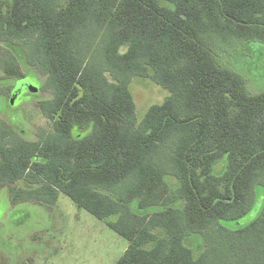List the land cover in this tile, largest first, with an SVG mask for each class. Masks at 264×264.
Masks as SVG:
<instances>
[{
	"label": "trees",
	"instance_id": "1",
	"mask_svg": "<svg viewBox=\"0 0 264 264\" xmlns=\"http://www.w3.org/2000/svg\"><path fill=\"white\" fill-rule=\"evenodd\" d=\"M251 43L264 0H0V97L24 68L51 96L36 140L0 132V186L14 204L67 195L129 241L115 264H264V204L240 224L264 192ZM136 78L169 92L141 120Z\"/></svg>",
	"mask_w": 264,
	"mask_h": 264
},
{
	"label": "rangeland",
	"instance_id": "2",
	"mask_svg": "<svg viewBox=\"0 0 264 264\" xmlns=\"http://www.w3.org/2000/svg\"><path fill=\"white\" fill-rule=\"evenodd\" d=\"M250 46L252 53L244 57L246 62L239 63L238 68L248 78L250 90L259 93L264 91V44L251 43ZM228 60L231 65L236 64L232 58ZM24 71L28 76L26 79L3 80L2 87L14 86V92L17 87L23 88L32 83L41 88L42 77H38L32 69L24 68ZM131 92L140 120L151 106L162 104L169 96V92L151 78H136ZM30 94L25 90L16 98L12 94L6 100L4 96L0 97V110H7L0 113V125H13L14 120L24 137L36 140L41 130L50 128V122L40 112L38 103L51 96L46 92ZM225 162L216 168V173L223 172ZM19 186L24 187L22 184ZM258 195L259 202L240 223L241 226L259 216L264 192L259 190ZM187 245L198 256L203 238L195 235L189 238ZM128 248L126 238L117 234L106 222L77 206L65 194H60L52 207L38 202L14 204L11 187L0 186V264H115Z\"/></svg>",
	"mask_w": 264,
	"mask_h": 264
},
{
	"label": "water",
	"instance_id": "3",
	"mask_svg": "<svg viewBox=\"0 0 264 264\" xmlns=\"http://www.w3.org/2000/svg\"><path fill=\"white\" fill-rule=\"evenodd\" d=\"M26 89H28L29 92L32 93V94H38V93H39V89H38L37 87H35V86L32 85L31 83H28V84H26L25 86H23V88L17 87V88L14 90L12 96H13L14 98L19 97V96H20V95H21Z\"/></svg>",
	"mask_w": 264,
	"mask_h": 264
},
{
	"label": "flooded vegetation",
	"instance_id": "4",
	"mask_svg": "<svg viewBox=\"0 0 264 264\" xmlns=\"http://www.w3.org/2000/svg\"><path fill=\"white\" fill-rule=\"evenodd\" d=\"M11 94H13V92H11ZM10 94V95H11ZM12 96V95H11ZM11 96H10V98H11ZM2 98H3V96H1ZM4 97H5V100H6V98H7V96H5L4 95ZM7 110H5V111H2V110H0V113H4V112H6ZM13 125H4V124H1L0 125V132L4 129V128H7V127H10V128H12L14 131H15V133L16 134H18V135H20V136H22V137H24L23 135H22V133H23V131H22V129H20L19 127H18V125L16 124L17 122H15L14 120H13Z\"/></svg>",
	"mask_w": 264,
	"mask_h": 264
}]
</instances>
